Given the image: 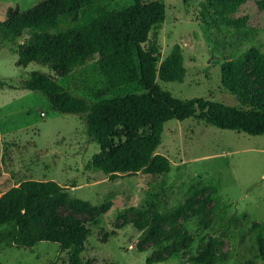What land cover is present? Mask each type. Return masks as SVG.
I'll return each mask as SVG.
<instances>
[{"label": "rangeland", "instance_id": "374dc122", "mask_svg": "<svg viewBox=\"0 0 264 264\" xmlns=\"http://www.w3.org/2000/svg\"><path fill=\"white\" fill-rule=\"evenodd\" d=\"M39 1L0 0V23ZM128 2L119 0L118 6ZM253 2L247 0L237 13L248 15L256 27L249 40L224 26L203 0H163L164 21L151 29L144 47L157 50V65L178 47L185 73L182 82L157 79L159 85L182 99L203 97L245 108L221 86L220 66L246 50L264 53V14ZM28 39L26 32L10 40L0 33V195L22 180H53L86 203L78 208L63 202L52 209L87 226L82 264H147V259L193 264L190 255L208 235L219 241L215 264H262L253 232L264 223V134L219 129L200 113L168 120L156 153L169 159V171L111 179L93 166L100 161V148L86 135L84 116L57 112L44 95L20 83L33 71L44 72L87 103L137 92V87L108 91L95 54L69 68L44 61L18 64L19 46L25 48ZM245 87L250 96H264V78L253 73L251 62ZM190 198L194 207L204 203L206 216L186 209L174 222L153 220L154 213L166 215ZM150 225L161 226L159 243L148 239ZM179 233L187 234L186 241L177 240ZM0 264H69V259L55 243L29 249L0 244Z\"/></svg>", "mask_w": 264, "mask_h": 264}, {"label": "trees", "instance_id": "16d2710c", "mask_svg": "<svg viewBox=\"0 0 264 264\" xmlns=\"http://www.w3.org/2000/svg\"><path fill=\"white\" fill-rule=\"evenodd\" d=\"M118 1L41 0L0 23L4 39H13L22 32L29 35L26 47L19 46L18 64L44 61L58 69L69 68L95 54L108 91L137 87V92L87 103L44 72L33 71L21 81L20 88L41 93L57 112L84 116L86 135L100 148V161L93 164L96 169L111 179L137 172L150 176L167 173L169 159L156 153L163 125L197 113L219 129L264 134V96H250L245 87V69L250 62L253 73L264 78V53L246 50L220 66L221 86L245 108L203 97H176L164 90L157 79L182 82L185 67L179 48L157 65V50L144 47L151 29L164 21L163 0H129L122 6ZM203 1V7L210 9L224 26L252 40L256 27L249 23L248 15H237L247 0ZM253 6L264 14V0H254ZM250 31L252 35H248ZM63 202L78 208L87 206L53 180L26 179L6 189L0 195V244L29 249L40 242L55 243L61 251L68 252L69 264H82L87 226L78 219L66 221L52 210ZM194 204L190 198L166 215L154 213L153 220L174 222L186 209L207 215L203 202L197 201L196 207ZM160 229V225H150L148 239L159 243ZM253 238L257 256L264 264V223L254 226ZM179 239L186 241L187 234L179 233ZM218 243V238L208 235L189 261L215 264ZM146 262L152 263L150 259Z\"/></svg>", "mask_w": 264, "mask_h": 264}]
</instances>
